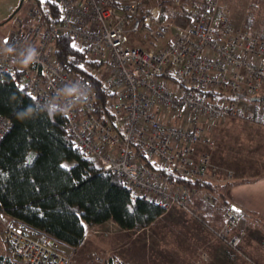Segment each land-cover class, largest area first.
Instances as JSON below:
<instances>
[{
  "label": "built area",
  "instance_id": "built-area-1",
  "mask_svg": "<svg viewBox=\"0 0 264 264\" xmlns=\"http://www.w3.org/2000/svg\"><path fill=\"white\" fill-rule=\"evenodd\" d=\"M187 1L166 0L143 13L134 0H30L0 49L32 44L38 58L24 66L14 62L19 53L0 54V72L48 103L64 104L57 91L86 82L87 103L61 111L68 139L103 171L118 174L133 198L166 211L182 207L239 249L242 236L232 230L246 210L226 205L223 223L215 226L204 208L217 201L190 182L212 176L210 152L202 149L216 147L218 124L256 121L242 97L264 93V28L236 26L221 0H197L186 10ZM63 35L76 52L62 60L57 42ZM87 74L100 81L102 97ZM11 125L0 112V141ZM75 254L50 236L32 234L0 207V264H76ZM106 258L95 254L92 264Z\"/></svg>",
  "mask_w": 264,
  "mask_h": 264
},
{
  "label": "trees",
  "instance_id": "trees-1",
  "mask_svg": "<svg viewBox=\"0 0 264 264\" xmlns=\"http://www.w3.org/2000/svg\"><path fill=\"white\" fill-rule=\"evenodd\" d=\"M161 3L165 5L166 0ZM252 23L248 19L244 28H251ZM70 52L76 50L63 35L57 42V55L63 60ZM87 75L102 97L100 81ZM48 104L0 72V112L12 119L0 141V207L26 223L32 234L50 236L58 245L73 248L84 242L90 228L108 220L122 229H142L166 212L157 203L133 198L118 174L103 171L85 156L68 139L63 113H49ZM29 108L34 111L28 113ZM190 184L210 188L226 202L212 182Z\"/></svg>",
  "mask_w": 264,
  "mask_h": 264
},
{
  "label": "rangeland",
  "instance_id": "rangeland-1",
  "mask_svg": "<svg viewBox=\"0 0 264 264\" xmlns=\"http://www.w3.org/2000/svg\"><path fill=\"white\" fill-rule=\"evenodd\" d=\"M134 1L139 3L141 12L143 13L149 12L148 10H150L152 7L162 5L161 2H163V0ZM221 1L223 9L227 8L230 10L232 20L236 26L244 28L247 20L251 19L253 22L251 28H264V0ZM196 3L197 0H188L185 3V9L188 10L193 8ZM30 4V0H24L23 3L22 0H0V43H2V40H4V38L14 29L17 18L24 13L25 9ZM155 42L157 43L158 41ZM149 43L151 44V42ZM142 44L145 45L148 43L145 42ZM242 103L248 111L253 112L256 115V121H249L242 118H231L229 120L223 121L213 129L216 147L214 149H202L208 153L210 152L212 164L210 169L212 176L205 182H212V184H214L217 188L216 192L219 191L218 188L220 187L221 189V185L224 184L219 182L222 180L221 177L218 178L219 170L222 171V176L223 174L229 173L227 168H229L230 165H232L233 170L235 169L234 175L240 174L241 176H244L246 174V176H251L263 170V164H261L262 162L260 163V161H263V158H260L258 153L260 147L258 145L252 147L250 141L244 142V135L242 134L244 132V128H254V126L256 128H264V125L260 124L262 122L261 115H264V93L253 97H242ZM229 145H231L230 147L235 148V152H230ZM251 151H254L252 155L250 154ZM228 157H236V162L233 164L227 163L226 160ZM66 164L70 165L69 162ZM241 170H245L246 172L244 173ZM205 188V192L208 193L211 191L210 193L213 194L217 200L216 194L214 193L215 191L210 190V188L207 187H204V189ZM218 201L219 203L216 207H221L220 213L222 214L223 219L225 211L224 207L227 204L221 199ZM199 203L201 204L200 201ZM216 207L214 209H216ZM210 208L211 207L206 206L204 209ZM169 212L171 216L168 214L164 218H161V220L157 222L155 226L147 230H142L144 229L142 228L123 231L118 223L114 220L106 222L102 225H98L94 228H90L87 232V240L85 245L81 248V251H75V258L77 260L76 264H92V259L95 254H103V256L106 255L107 258L105 259L104 264H109L112 260L118 261L120 264H122L121 261L123 257H125L126 251L133 255L132 258L136 257L138 261H141L139 262L140 264H144L148 261V248H151L155 251V244L152 246L151 241L161 243L160 246L164 247L163 249L167 251L168 249H175L177 247L176 244H179L178 240L180 237V227L177 226L181 223L182 217L180 218L179 213L176 211ZM171 236L174 237L173 239L176 241L175 243L173 242L174 244H170V241H173V239H170ZM133 239L135 241L130 243ZM217 239L221 240L219 238ZM261 242L264 244V240ZM57 246L60 250H65L62 248V246L58 244ZM105 246L112 247L108 256L106 254L107 250L104 248ZM150 254L152 256L151 252ZM161 255L162 257H160L159 260L164 261L167 259L166 254ZM206 255L207 253L203 252V256ZM251 261L256 264H260L255 259H251ZM197 264L200 263L197 262Z\"/></svg>",
  "mask_w": 264,
  "mask_h": 264
},
{
  "label": "crops",
  "instance_id": "crops-1",
  "mask_svg": "<svg viewBox=\"0 0 264 264\" xmlns=\"http://www.w3.org/2000/svg\"><path fill=\"white\" fill-rule=\"evenodd\" d=\"M261 120L262 122L260 124L264 125V118L261 117ZM242 135H244V142L250 141L252 147L257 145L260 147L258 153L259 157L263 158V161H260V163L262 162L261 164H263V170L251 176H246V174L244 176L235 174V176V169L233 170L232 165H230L229 168H227L229 171L228 174L226 173L222 176V171L220 170V175L218 173V178H222V180L219 179V182L224 183L221 185V189L220 187L218 188L219 191L221 190L220 192L223 193L222 199L226 200L227 205L242 207L247 212L245 220L232 230L233 234H240L242 236L239 249L231 247L224 241L218 240L212 230L188 210L179 206H174L156 219L150 226L142 230H147L155 226L161 218L170 214L169 211H176L179 213L180 218L182 217L181 223L177 226L180 227L179 244H176L178 248H167V251L163 249L164 247L160 246L161 243L151 241L152 246L155 244V251L148 248V261L144 264H197V262L200 264H252L251 259H255L260 264H264V244L261 242L264 240V128H256L255 126L254 128H244ZM230 146L231 145H229L230 152H235V148ZM252 153H254V151L250 152L251 155ZM226 162L233 164L236 162V157H228ZM242 172L245 173L246 171L244 170ZM201 190L202 193H207L205 192L206 188L204 189V187H202ZM210 192H208V194H211ZM211 195L215 198L213 194ZM218 200L219 199L216 200L217 205L219 203ZM198 201H200V199H198ZM214 208L205 210L204 218L206 221L218 226L223 222L222 214L220 213L221 207ZM169 216H171V214ZM109 221L113 220H108L106 222ZM122 230L124 231L126 229ZM171 237L170 239L174 238ZM86 240L87 236L84 242L77 248L65 244H61L60 246L65 249L64 251H81ZM134 241L133 239L130 243ZM173 242L175 243L176 241L173 239V241H170V244H174ZM104 248L105 250L112 249L111 246H105ZM203 252H206L207 255L203 256ZM161 254H166L167 259L164 261L159 260V258L162 257ZM132 257L133 255L126 251L125 257H123L121 263L140 264L139 262L141 261H138L136 257Z\"/></svg>",
  "mask_w": 264,
  "mask_h": 264
},
{
  "label": "clouds",
  "instance_id": "clouds-1",
  "mask_svg": "<svg viewBox=\"0 0 264 264\" xmlns=\"http://www.w3.org/2000/svg\"><path fill=\"white\" fill-rule=\"evenodd\" d=\"M13 53H19L14 58V62L27 66L35 63L38 58V52L35 46L27 44L21 49L17 50L15 46H8L0 49V54L8 55ZM91 94V89L86 82H78L73 86H65L57 91V96L62 97L65 101L64 104L56 102V99L48 104L45 109L49 113H56L57 111H70L72 108L87 103ZM34 109L29 108L28 113L33 112Z\"/></svg>",
  "mask_w": 264,
  "mask_h": 264
},
{
  "label": "water",
  "instance_id": "water-1",
  "mask_svg": "<svg viewBox=\"0 0 264 264\" xmlns=\"http://www.w3.org/2000/svg\"><path fill=\"white\" fill-rule=\"evenodd\" d=\"M24 0H22V3H23Z\"/></svg>",
  "mask_w": 264,
  "mask_h": 264
},
{
  "label": "bare ground",
  "instance_id": "bare-ground-1",
  "mask_svg": "<svg viewBox=\"0 0 264 264\" xmlns=\"http://www.w3.org/2000/svg\"><path fill=\"white\" fill-rule=\"evenodd\" d=\"M200 183H203V182H200Z\"/></svg>",
  "mask_w": 264,
  "mask_h": 264
}]
</instances>
